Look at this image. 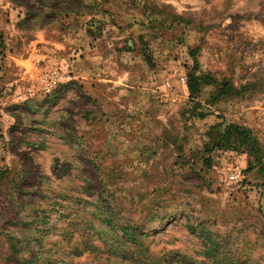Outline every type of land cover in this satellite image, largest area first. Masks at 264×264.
<instances>
[{
	"label": "rangeland",
	"instance_id": "1",
	"mask_svg": "<svg viewBox=\"0 0 264 264\" xmlns=\"http://www.w3.org/2000/svg\"><path fill=\"white\" fill-rule=\"evenodd\" d=\"M82 1L3 17L0 264H264V0Z\"/></svg>",
	"mask_w": 264,
	"mask_h": 264
},
{
	"label": "trees",
	"instance_id": "2",
	"mask_svg": "<svg viewBox=\"0 0 264 264\" xmlns=\"http://www.w3.org/2000/svg\"><path fill=\"white\" fill-rule=\"evenodd\" d=\"M11 2H13L14 4L24 7L25 10V16L21 19L22 21H26V19L32 18L36 15H38L39 13L36 12H32L28 9V2L30 0H25L23 2H17L16 0H10ZM50 1V0H48ZM54 4H56L57 6H59L58 11H53L54 13H68V12H74L77 10H83V11H87V5L84 3H82V0H76L77 3H75L74 0H68V5H66V1H60V0H52ZM32 4H40V6L43 8L44 6V0H33ZM82 4V6H81ZM77 5V6H75ZM178 19H175V21H177ZM0 38L1 35H0ZM0 46H2V41L0 39ZM195 48L189 49L188 54L192 59V63H191V67L188 69V73H187V89L189 92V96L191 98H194L196 96H198L201 88L203 85L206 84H215L218 83V92L217 94L219 95H225V94H233L236 93V87L233 86L229 81L227 80H221L220 82H216V80L211 77L209 74L207 73H202L200 72L198 69V61L195 57ZM244 86V85H243ZM241 86V87H243ZM202 116V115H200ZM220 122H217L215 124H213L211 126L210 130H213V128L217 127V125H219ZM210 130L206 133L208 136V142H210V147L209 148H205V151H207L208 153H210L214 148L216 149H221L223 148L226 144V142H230L235 140L236 136H241L246 140V136H248V133L245 131V129L241 126H237V125H226L225 126V131L222 134V136L220 138H213L211 139V134H210ZM207 147V146H206ZM206 160V164L210 165L211 164V157L210 155H208L207 157H205Z\"/></svg>",
	"mask_w": 264,
	"mask_h": 264
},
{
	"label": "crops",
	"instance_id": "3",
	"mask_svg": "<svg viewBox=\"0 0 264 264\" xmlns=\"http://www.w3.org/2000/svg\"><path fill=\"white\" fill-rule=\"evenodd\" d=\"M10 3H11L10 0L9 1L8 0H0V29H4V30L8 29V23L3 20V17L5 16V17H7L9 19L12 18L14 9L10 5ZM37 56H39V54H37V53L34 54L32 52L28 56H23L22 54H19V55L16 54L15 56H11L14 59L15 66H18L17 68L16 67L15 68L17 70V73H19L20 79H23V78L29 79V77L34 75L36 73V71L33 70L28 75L27 74V69L22 67V66H20L19 62L29 60L33 64V66L36 67L35 61L38 58ZM261 204H262V208H263V211H264V194L262 195V198H261Z\"/></svg>",
	"mask_w": 264,
	"mask_h": 264
},
{
	"label": "built area",
	"instance_id": "4",
	"mask_svg": "<svg viewBox=\"0 0 264 264\" xmlns=\"http://www.w3.org/2000/svg\"><path fill=\"white\" fill-rule=\"evenodd\" d=\"M59 77V70L57 68L53 69L50 71V73L46 76L45 78V81H46V84H45V89L47 91H50L51 87H52V83L55 82L57 80V78ZM228 178L231 180V181H240L244 178V175L242 173V171L239 169V168H234Z\"/></svg>",
	"mask_w": 264,
	"mask_h": 264
}]
</instances>
